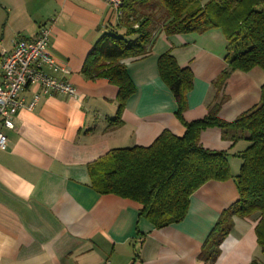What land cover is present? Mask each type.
I'll return each instance as SVG.
<instances>
[{"label": "crops", "instance_id": "0c3cea01", "mask_svg": "<svg viewBox=\"0 0 264 264\" xmlns=\"http://www.w3.org/2000/svg\"><path fill=\"white\" fill-rule=\"evenodd\" d=\"M51 20L49 54L69 69L61 77L78 95H43L30 109L34 93L28 88L16 128L0 122V133L8 138L0 148V264H206L199 258L204 242L221 214L239 200L234 179L206 183L191 197L182 222L157 229L141 216L139 203L97 193L89 166L114 149L148 147L164 131L184 136L186 129L175 115L177 101L159 74L165 53L194 75L185 120L206 116L217 95L212 83L227 68L223 32L168 37L157 27L150 52L124 61L136 93L126 103L121 125L110 127L119 88L82 74L103 36L126 33L108 0H0V60L18 38L37 37ZM263 85L259 68L233 72L220 92L226 98L220 118L233 122L257 105ZM201 144L228 152L234 177L242 165L237 155L250 145L223 138L219 128L202 132ZM258 221V215L234 217L216 264H264L255 233Z\"/></svg>", "mask_w": 264, "mask_h": 264}, {"label": "trees", "instance_id": "16d2710c", "mask_svg": "<svg viewBox=\"0 0 264 264\" xmlns=\"http://www.w3.org/2000/svg\"><path fill=\"white\" fill-rule=\"evenodd\" d=\"M118 22L126 33L103 36L82 69L86 79H107L119 88L118 111L110 127L121 125L126 103L136 93L124 61L150 52L157 27L168 37L220 29L228 42L227 68L212 83L217 95L207 115L188 122L184 113L194 88L193 72L180 67L171 53L161 55L159 74L177 101L175 115L186 129L184 136L164 131L148 147L111 150L89 166L92 188L102 195L139 203L141 216L162 229L186 218L191 197L206 183L234 179L239 200L221 214L199 258L216 264L234 217L255 215L259 216L257 242L264 254V85L259 103L236 120L227 122L219 116L226 102L220 92L233 72L248 73L255 68L264 72V0H209L204 4L200 0H125ZM210 128L221 129L225 139L250 143L237 155L242 160L237 176L231 173L228 152L202 146L201 134Z\"/></svg>", "mask_w": 264, "mask_h": 264}, {"label": "built area", "instance_id": "2783aa9c", "mask_svg": "<svg viewBox=\"0 0 264 264\" xmlns=\"http://www.w3.org/2000/svg\"><path fill=\"white\" fill-rule=\"evenodd\" d=\"M125 0H108L116 21L123 17ZM53 20L41 27L35 38L20 37L12 51H3L0 60V122L9 130L16 128V117L26 107L23 93L32 89L34 96L30 109L42 96L77 97L75 86L61 75L70 73L49 54ZM8 138L0 133V148H5Z\"/></svg>", "mask_w": 264, "mask_h": 264}, {"label": "rangeland", "instance_id": "374dc122", "mask_svg": "<svg viewBox=\"0 0 264 264\" xmlns=\"http://www.w3.org/2000/svg\"><path fill=\"white\" fill-rule=\"evenodd\" d=\"M205 1V0H204Z\"/></svg>", "mask_w": 264, "mask_h": 264}]
</instances>
